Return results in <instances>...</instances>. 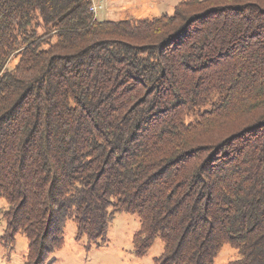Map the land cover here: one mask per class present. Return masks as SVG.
<instances>
[{
	"label": "trees",
	"instance_id": "16d2710c",
	"mask_svg": "<svg viewBox=\"0 0 264 264\" xmlns=\"http://www.w3.org/2000/svg\"><path fill=\"white\" fill-rule=\"evenodd\" d=\"M92 0H0V244L49 264L134 216L153 264H264V0L96 20ZM15 60L12 67H8Z\"/></svg>",
	"mask_w": 264,
	"mask_h": 264
},
{
	"label": "rangeland",
	"instance_id": "374dc122",
	"mask_svg": "<svg viewBox=\"0 0 264 264\" xmlns=\"http://www.w3.org/2000/svg\"><path fill=\"white\" fill-rule=\"evenodd\" d=\"M181 0H92L97 12L96 20H120L127 18H158L171 15ZM15 60L8 65L12 67ZM7 205L0 199V216ZM139 223L132 215L115 214L109 227L106 245L96 247L85 240L75 239V225L65 224L63 244L49 259V264H153L161 254L162 244L155 240L153 246L143 258H136L132 252L131 239L138 230ZM4 223L0 220V237ZM27 254V241L18 235L13 249L6 250L0 244V264H23ZM235 257V252L225 246L215 260V264H226Z\"/></svg>",
	"mask_w": 264,
	"mask_h": 264
},
{
	"label": "built area",
	"instance_id": "2783aa9c",
	"mask_svg": "<svg viewBox=\"0 0 264 264\" xmlns=\"http://www.w3.org/2000/svg\"><path fill=\"white\" fill-rule=\"evenodd\" d=\"M90 11L95 15L97 12V8L95 5L91 6Z\"/></svg>",
	"mask_w": 264,
	"mask_h": 264
}]
</instances>
